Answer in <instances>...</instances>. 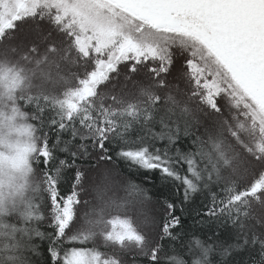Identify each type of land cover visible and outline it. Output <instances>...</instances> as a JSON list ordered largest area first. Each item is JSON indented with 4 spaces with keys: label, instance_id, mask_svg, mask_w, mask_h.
I'll return each instance as SVG.
<instances>
[{
    "label": "snow or ice",
    "instance_id": "1",
    "mask_svg": "<svg viewBox=\"0 0 264 264\" xmlns=\"http://www.w3.org/2000/svg\"><path fill=\"white\" fill-rule=\"evenodd\" d=\"M114 159L143 180L109 196L105 169L88 207ZM152 176L173 189L153 231L108 216L151 203ZM201 193L218 231L174 235ZM129 259L264 264V0H0V264Z\"/></svg>",
    "mask_w": 264,
    "mask_h": 264
},
{
    "label": "trees",
    "instance_id": "2",
    "mask_svg": "<svg viewBox=\"0 0 264 264\" xmlns=\"http://www.w3.org/2000/svg\"><path fill=\"white\" fill-rule=\"evenodd\" d=\"M26 27V26H23ZM51 39L53 41H58L60 37L55 32L53 33ZM177 67H179V62L177 64ZM176 68L173 69V74H175ZM145 83H147V79L144 80ZM129 90L132 92H135V89L131 88V85H129ZM203 131V129H201ZM181 143L184 146H188L190 141L188 140H182ZM89 166V165H86ZM90 166L94 167V171L90 173L91 177V184L88 186V195H82V200H89L91 203L88 207H92L96 205L98 202L95 197V193L92 191V187L96 185L104 186L105 181L104 178V171L105 169H110V175L111 179L113 181H119V183H113L110 187V190L108 192L109 196H114L116 198H122L125 196V192L123 191L122 184L124 182V178H131L134 179L137 183L141 182L143 180L142 175H137L134 170H131L128 168V166L123 162L114 159L112 165H106L101 163L99 166H96L95 160L91 161ZM71 181L69 180L67 183H65L62 186V190L66 193L70 190ZM145 188L149 190V195L152 196V202L143 206V208L138 204H130L127 206L125 210L122 211H110L108 213V216H115L120 215L122 217L126 216L132 219V221L141 228L142 231H153L150 228H145L142 224V221L144 219L142 212H147L150 215H156L157 219L159 220L160 217L163 215L162 210L160 206L156 203L158 200H163L165 198H169L172 196L173 189L168 186L161 183V181L156 177L152 176L149 180V182L145 183L143 185ZM207 203L206 195L201 193L194 197V199L187 205V214H184L181 216L183 221V227L177 228L175 230V234H179L181 237H183L185 240L188 238L185 236V233L190 236L192 233H195L197 236H200L203 238L204 236H211L214 232H217L218 229L215 225H211L208 222L205 223H198L200 220V217L195 215L196 210L201 209L202 205ZM88 208L81 206L78 208L79 214L82 216L85 211H87ZM178 215H180L179 212H177ZM108 218V217H106ZM82 221L78 220L77 223L73 226V231H75ZM162 223V220H161ZM46 228V222L45 225L42 227L41 230H44ZM222 230V229H220ZM71 234V233H70ZM97 243H100L98 241ZM162 243L164 244L165 251L169 252L171 254V250L178 248V246L181 243L180 239H177L175 241L165 238ZM37 244L40 246L41 250H45L47 247V241L46 240H37ZM93 247L92 243H88L87 245H69V247ZM101 251H110L109 249L101 248ZM163 255V254H162ZM234 260H240V259H247L246 256L241 257H233ZM128 264H133V262L129 259ZM134 264H146V261L142 259H137V261L134 262Z\"/></svg>",
    "mask_w": 264,
    "mask_h": 264
}]
</instances>
